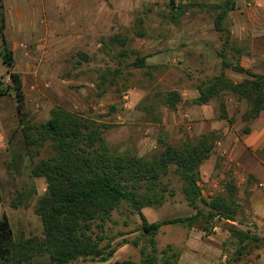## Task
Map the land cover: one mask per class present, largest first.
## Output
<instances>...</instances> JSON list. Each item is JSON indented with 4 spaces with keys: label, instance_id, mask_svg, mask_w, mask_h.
Here are the masks:
<instances>
[{
    "label": "rangeland",
    "instance_id": "374dc122",
    "mask_svg": "<svg viewBox=\"0 0 264 264\" xmlns=\"http://www.w3.org/2000/svg\"><path fill=\"white\" fill-rule=\"evenodd\" d=\"M168 2L49 0L47 16L41 18L45 27L23 34L22 39L14 38L15 34L3 30L5 37L11 35L14 38V41L5 38V45L13 55L14 63L10 70L18 73L21 79L24 97L22 118L25 124L42 122L49 118L54 106H62L109 124L110 127L103 135L111 149L136 151L147 158L155 157L159 152V138L178 144L186 136L191 138L199 135L188 128L191 124L204 122L205 127H209L211 123L220 120V131L209 130L216 134L217 139L210 156L200 167L198 184L203 196H209L221 191L226 180L234 181L240 209L236 216L238 223H229L258 235L262 246L264 224L256 226L245 223L250 207L248 195L243 190L244 185L249 184L254 177V171L264 168V110L257 118L244 121L242 114L246 102L228 92H221L210 99L207 103L209 113L205 118L202 117L204 113H187L195 104L182 97L175 110L161 103L164 97L155 94L170 90L180 92L179 88L183 86H196L218 74L220 68L217 52L222 43L218 35V38L201 40L203 43L198 50L192 47H196L193 35L197 33L190 32L199 30V34H208L214 29L213 13L193 7L181 17L178 24H174L173 19L167 15ZM248 2L255 4L254 0H239L238 4L248 10ZM137 18L142 21L140 27L136 24ZM231 23L229 13L226 25L230 27ZM137 30L145 31V35L138 37ZM114 35H119L124 44L111 41L110 37ZM190 39L195 43L192 44ZM248 44V39L233 37L232 46L242 48L241 52L236 54L228 49L227 53L229 56L235 53L239 59L243 57L249 61ZM132 50L146 56L144 67L135 68L131 65L134 59ZM2 52L3 42L0 37V87L5 88L11 79ZM182 53L186 58L177 59L176 56ZM171 58H175V61L172 62ZM250 64L261 68L264 57H255ZM116 69L118 72L114 71ZM243 75V78L247 77ZM231 76L228 77L237 80L233 73ZM139 92L142 97L133 107L130 96L133 95L135 99ZM221 103L231 121L219 118ZM149 104L153 108L150 114L138 108ZM132 109L142 113L143 117L140 119ZM151 118L160 120L147 121ZM21 123L15 95L0 93V129L4 140L0 146V219L2 214L7 217L15 240L43 236L41 220L35 208L38 197L45 190V181L31 175V166L49 155L46 146L38 155L30 156L26 153ZM246 126L249 127L248 132L244 131ZM162 181L166 186L163 192L165 199L161 205L154 207L156 217L164 219L193 214L195 210L188 205L178 176L171 170L163 176ZM139 222L136 212L121 205L101 225L97 219L92 222L88 233L95 238L100 236L99 246L104 248L105 253L111 248L116 249L125 240H137L140 248L149 252L148 237L142 235ZM214 226L226 232L228 225L223 219H214L213 226L208 227L205 233H212ZM129 245L135 247L131 242ZM136 250L137 254L140 253L139 249ZM157 250L156 255L162 260L159 248ZM258 250L253 243L247 244L239 260L232 259V255L228 254L226 262L246 263L256 258ZM124 251L126 255L129 250L123 249L121 252ZM172 251L175 249H169L165 256L173 261ZM120 256V253L112 254L105 261L78 258L67 264H115ZM23 264L50 262L48 255L43 253Z\"/></svg>",
    "mask_w": 264,
    "mask_h": 264
},
{
    "label": "trees",
    "instance_id": "16d2710c",
    "mask_svg": "<svg viewBox=\"0 0 264 264\" xmlns=\"http://www.w3.org/2000/svg\"><path fill=\"white\" fill-rule=\"evenodd\" d=\"M168 13L174 24L180 22L181 17L193 7L205 9L213 13L214 30L220 34L221 47L217 52L219 72L201 82L198 86V96L190 100L195 105L207 104L211 98L221 92H228L239 100L246 102V109L242 114L244 121L257 118L264 110V72L254 73L241 65L240 47L232 46L233 36L226 25L228 15L236 8V0H220L206 2L187 0L175 2L169 0ZM140 27L142 21L137 18ZM5 28V14L3 0H0V37L3 42V62L8 67L11 83L5 88L0 87V93H13L17 102V109L21 116V125L26 153L30 156L38 155L45 146L49 149L47 157L40 158L31 166L33 177L43 178L45 190L38 197L35 213L42 224V238H13L12 229L7 217L2 214L0 219V264H23L30 262L35 255L46 253L50 264H67L78 258L105 261L112 255L115 248L106 253L99 246L100 236L95 238L88 231L96 219L100 225L111 218L113 210L125 206L138 214L139 229L142 235L148 237L149 252L140 248L141 258L138 261L122 259L116 264H164L174 262L177 252L172 251L170 260L165 256L171 249L170 245L159 249L160 260L157 257L155 237L161 225L182 224L206 231L213 226L214 219L227 221V231L230 233L228 243L233 246L232 259L239 260L245 253L247 244H254L260 248L261 238L243 230L235 224L240 209L236 198L237 187L234 181L226 180L222 190L203 196L198 184L200 166L210 156L217 136L214 132L199 134L195 137L186 136L178 144L167 142L159 138L161 151L157 158H147L136 151H116L111 149L103 133L110 126L97 119L72 112L62 106H54L50 110L48 119L42 122L26 123L22 118L23 92L18 73L10 70L13 65L12 51L5 45L3 30ZM138 37L145 35V31L137 30ZM111 41L123 45L119 35L110 37ZM192 44L194 40L190 39ZM188 41V42H189ZM235 53L229 54L227 50ZM122 53H125L122 52ZM134 59L131 65L141 68L146 65V56L137 50H132ZM83 55V54H81ZM225 69L245 74L241 81H233L225 75ZM118 72V69L114 70ZM162 95L163 103L169 109L175 110L181 101V94L177 90H170ZM146 114L153 110L152 106L139 107ZM219 118L231 121L223 103L220 105ZM151 118L147 121H159ZM245 132L249 127L244 128ZM182 181V192L195 212L187 215H176L149 222L142 209L157 207L165 199V185L162 178L168 172ZM15 203H11L14 205ZM99 225V226H100ZM126 242V240L124 241ZM137 245V240H132ZM98 255L96 256V253ZM258 255H256L257 257ZM172 261V262H171Z\"/></svg>",
    "mask_w": 264,
    "mask_h": 264
},
{
    "label": "crops",
    "instance_id": "0c3cea01",
    "mask_svg": "<svg viewBox=\"0 0 264 264\" xmlns=\"http://www.w3.org/2000/svg\"><path fill=\"white\" fill-rule=\"evenodd\" d=\"M254 1L255 4L252 5L248 2L247 5H249V7H246L248 10H245L243 9L242 4H238L239 0H236V8L230 12L232 23L229 28L234 38L243 40L248 39L249 41L248 51L251 59L248 61L242 57L240 59L241 65L254 73H263L264 64L261 68L254 67L250 64V62L252 63L253 58L264 57V0ZM3 4L5 14V33L15 34L14 38L22 39L23 34L31 33L43 28L44 25L41 18L47 16L49 11V0H3ZM256 13L258 15H256ZM260 16L262 17L260 18ZM182 31L184 32V30ZM197 31L199 30H193V32H190L192 34L195 32L197 33L193 35L197 42L196 47L192 46L197 50L201 48L200 44L203 43L201 40L211 37L218 38V35H220L214 29L208 34H204V32L199 34ZM4 38H7L8 40L12 39V41H14V38L13 36L11 38V35H9V37L7 35L5 37L4 35ZM198 54L199 52H197V55ZM176 58L184 59L186 57L185 54L182 53L181 56L178 55ZM171 60L174 62L175 58H171ZM224 72L226 76L230 77H232L231 74L233 73L235 75L234 78L237 79L235 81H241L243 79L242 76H244L242 73H236L232 70L230 72V70L225 69ZM198 85H186L179 88L183 100L196 98L199 94L197 89ZM141 92L136 94L137 97L135 99L133 98V95L130 96L133 107L142 97ZM131 111L137 114L140 119L143 117L142 113L133 111V109ZM193 111L204 113V116H202L204 118L207 117L209 113L207 104L194 105L187 111V113H192ZM205 125L204 122L198 124L195 123L191 124L188 128H192L191 131L196 135L206 133L210 129H217L220 131V120L211 123L209 127H205ZM153 127L154 126H152V128ZM3 141V134L0 129V146L3 144ZM160 151L161 148L157 155L152 158H157ZM243 193L248 195L250 207L247 216L248 220H246L245 223L261 226L264 224V168L254 171V177L251 178L249 184L244 185ZM142 212L149 222L159 220L156 217L157 211L154 207H144ZM138 224H140V222ZM205 232L206 231H202L196 227H187L178 223L161 225L155 237L156 246L160 249L170 245L171 248H174L177 252L174 262L164 264H227L226 260L228 259V254L231 256L233 252V246L228 243L230 233L228 231L222 232L215 226L212 233L208 234ZM130 242L131 241L126 240V242H123L118 246L112 254L120 253V260L132 259L138 261L141 258V253L137 254L136 249L140 250V245L137 244L135 246L131 243L135 246L132 247L129 245ZM123 249L129 250L126 255L125 251L121 252ZM257 255L256 258L242 264H264V245L259 248Z\"/></svg>",
    "mask_w": 264,
    "mask_h": 264
},
{
    "label": "water",
    "instance_id": "95a60500",
    "mask_svg": "<svg viewBox=\"0 0 264 264\" xmlns=\"http://www.w3.org/2000/svg\"><path fill=\"white\" fill-rule=\"evenodd\" d=\"M98 255V252L96 253V256Z\"/></svg>",
    "mask_w": 264,
    "mask_h": 264
}]
</instances>
